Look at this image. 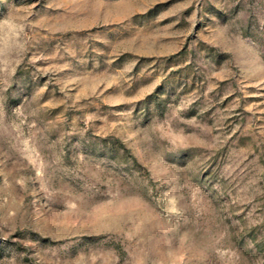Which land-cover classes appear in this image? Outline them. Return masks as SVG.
Returning <instances> with one entry per match:
<instances>
[{"label": "rangeland", "instance_id": "374dc122", "mask_svg": "<svg viewBox=\"0 0 264 264\" xmlns=\"http://www.w3.org/2000/svg\"><path fill=\"white\" fill-rule=\"evenodd\" d=\"M0 264H264V0H0Z\"/></svg>", "mask_w": 264, "mask_h": 264}]
</instances>
